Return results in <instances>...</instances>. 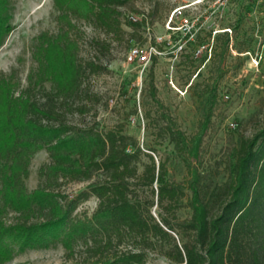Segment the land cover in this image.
Instances as JSON below:
<instances>
[{
    "label": "trees",
    "instance_id": "1",
    "mask_svg": "<svg viewBox=\"0 0 264 264\" xmlns=\"http://www.w3.org/2000/svg\"><path fill=\"white\" fill-rule=\"evenodd\" d=\"M128 1L55 0L57 31L40 35L38 67L26 84L0 73V264L31 248L58 245L66 251L65 264H146L153 253L171 264H264V111L253 133L240 135L229 150L223 182L189 159L198 155L203 131L188 135L176 123L162 127L189 168L187 183H178L168 178L166 161L144 151L123 124L68 120V114L90 111L85 76L105 68L79 58L73 31L83 21L118 33L119 7ZM10 22L8 0H0V46ZM219 36L226 53L230 34ZM262 52L264 73V46ZM43 148L48 161L31 190L32 158ZM75 182L86 185L68 193L66 186ZM187 188L191 213L181 217ZM93 196L91 214L77 210Z\"/></svg>",
    "mask_w": 264,
    "mask_h": 264
},
{
    "label": "rangeland",
    "instance_id": "2",
    "mask_svg": "<svg viewBox=\"0 0 264 264\" xmlns=\"http://www.w3.org/2000/svg\"><path fill=\"white\" fill-rule=\"evenodd\" d=\"M54 2L8 0L11 30L0 46V73L14 78L20 87L38 67L40 35L57 31ZM119 11L118 33L83 21L73 31L79 41V58L96 59L105 68L85 76L90 96L83 97L90 111L68 114V120L97 121L105 128L123 124L144 151L166 161L168 178L178 183H187L189 168L162 127L176 123L188 135L203 131L199 153L189 159L223 182L229 150L240 135L253 133L264 111V73L259 62L264 46V0H129ZM130 15L143 23L129 24ZM225 30L231 43L223 53L225 37L217 35ZM132 46L150 51L149 61L129 63L126 55ZM213 79H218L216 88ZM191 83L194 87H188ZM46 161L44 148L33 156L26 180L29 189L37 186L39 167ZM85 185L70 183L66 191L74 194ZM186 191L184 206L177 211L181 217L191 213L187 206L191 190ZM96 204L93 196L77 210L91 214ZM152 211L157 214L156 206ZM67 260L65 249L58 245L28 249L4 264H65ZM146 264L171 263L153 253Z\"/></svg>",
    "mask_w": 264,
    "mask_h": 264
},
{
    "label": "built area",
    "instance_id": "3",
    "mask_svg": "<svg viewBox=\"0 0 264 264\" xmlns=\"http://www.w3.org/2000/svg\"><path fill=\"white\" fill-rule=\"evenodd\" d=\"M129 19L132 20H137L134 15H130ZM151 56V52L147 50H143L142 48L138 46H132L130 47L127 55H126V60L129 63H133L135 61H139L140 63H146L149 61Z\"/></svg>",
    "mask_w": 264,
    "mask_h": 264
}]
</instances>
